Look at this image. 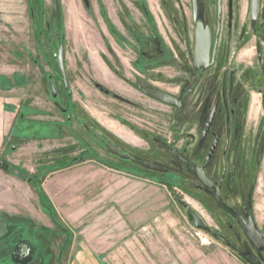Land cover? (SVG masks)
Here are the masks:
<instances>
[{
  "label": "rangeland",
  "instance_id": "rangeland-1",
  "mask_svg": "<svg viewBox=\"0 0 264 264\" xmlns=\"http://www.w3.org/2000/svg\"><path fill=\"white\" fill-rule=\"evenodd\" d=\"M197 7L199 18L202 14L205 24L214 25L215 0H198ZM130 16L139 36L155 35L169 56L156 65L155 86L167 88L164 78L174 76L170 87L178 96L179 82L189 87L195 80L190 74V0H0V215L12 227L0 241L7 250L0 264H17L9 254L15 235L40 247L32 264H74L91 253L109 264H163L172 244L185 239L204 245L212 241L231 253L251 252L240 233L228 230L230 216L184 163L189 160L211 173L219 153L206 163L208 141L193 145L178 138L169 144L174 110L148 104L106 68L103 57L116 61L120 56L131 76L133 55L117 44L120 31L129 37L125 27ZM60 46L66 86L57 61ZM201 80L186 99L178 128L197 134L215 101V132L231 118L237 135H249L253 147L260 145L264 0H259L255 21L250 0H222L219 52ZM103 83L117 98L104 96ZM113 115L154 140H141L131 131L135 127ZM107 144L131 160L112 155ZM172 144L176 148L171 150ZM258 148L252 168L257 178L250 190H241L248 201L240 211L250 210L264 233V156L256 163ZM138 160L162 165L167 172L150 171ZM232 193L227 181L224 194ZM189 209L235 247L196 228L186 215Z\"/></svg>",
  "mask_w": 264,
  "mask_h": 264
},
{
  "label": "flooded vegetation",
  "instance_id": "flooded-vegetation-1",
  "mask_svg": "<svg viewBox=\"0 0 264 264\" xmlns=\"http://www.w3.org/2000/svg\"><path fill=\"white\" fill-rule=\"evenodd\" d=\"M198 0H196L197 3ZM191 4V0H190ZM141 11L143 15L147 18L148 11L145 9L144 6H141ZM251 16V15H250ZM202 14L200 15L199 18V11L197 7V14H196V19L195 21L193 20V15H192V6H191V20L193 22V43H192V54L190 58V74L192 77L195 78L194 82L187 87L186 84H182L179 82V87L177 88L179 91V95L176 96L172 94L171 92V87L175 80L173 79L174 76H169V79L164 78V83L167 85V88H161V87H156V65L164 60V58H168L169 56L166 55V50L164 48V45L161 41L155 37V35H148L144 37L139 36V30L137 26V22L134 20L133 16L128 17L129 24L128 28L125 27L124 23L122 22L121 25L125 27L129 37H126L123 32H119L118 38H117V44L119 45L120 49L123 50L125 46L130 50L132 53V59L130 60L131 67H132V73L131 76H128L125 73V69L123 67V61L120 58V56H116V61L113 59H109L107 57H103V62L106 66V68L114 74L117 78L121 79L123 83H126V85L133 89L135 93L138 96H143L148 102V104L151 105V103H159L163 106L168 107L170 110H174L173 115H174V130H170V135H169V144L171 142H174L175 140L177 141L178 138H180L182 141H194L195 144L193 145H198L199 143H203L205 141H208V147L205 153L204 161L206 163L211 162L216 154L219 153V157L217 159V163L211 173H209L204 166L200 165H195L189 160H183L185 165H188L189 167L192 168V171L194 175L197 178L196 175V169L200 168L202 169L207 177L213 182L214 186L212 188H207L204 186L199 180L198 182L208 190H210L211 197L215 203V205L225 212L228 216H230L231 220L233 223H228L227 228L229 231H232V229H235L236 232L240 233L241 237L244 239V246L251 252H246L241 249H238V252H235L237 256L240 258L241 256H253L255 257L259 262L264 264V252L262 251L260 255L257 254L255 248L253 245L250 243V241L247 239L243 226H248L249 221L248 219L250 218L253 223L255 224L256 228L258 229L259 233L263 236L264 238V233L261 231L260 227L257 224L255 216L252 214L250 210H247L245 214H242L240 211V208L244 206V203L246 202L245 199L248 201V197H242L241 195V190H246V187L248 186L249 190L252 188L254 185V182L256 181L257 174L253 168V164L255 162L254 160V153L256 152V148L259 146L258 150V155L256 156L258 158V162H262V158L264 156V140L262 139V134L260 135V139L258 142H260V145H253V141L251 140V136H247L245 134H240L237 135L238 131H235V126L234 123H231V118H227L222 120V123L224 125V121L226 122V128H222V123L218 125V132H215L214 126L216 122V115H217V103L213 101L209 113L206 117V120L201 123V128L200 131L197 134H192V133H183L178 127L182 125L181 121V112L185 108V102L186 99L189 95H193V93L196 92V90L199 88V85L201 83V78L202 75L212 69L215 65L216 58L219 52V36H220V30H221V18H222V0H221V14H220V20H219V27L217 24V7H216V0H215V21L214 25L210 26L205 24L202 20ZM252 20V19H251ZM195 22H201L203 27H207L209 30V35H210V40H209V48H208V54H209V60L206 62L207 65H209L208 68L200 67L199 69H195L193 66V55H194V46H195V38H194V29H195ZM205 63H201L200 65H204ZM61 77V75H60ZM163 78V77H162ZM179 81V80H178ZM61 83L62 82V77H61ZM64 86V85H63ZM100 90L106 97H116L114 90H112L108 85L106 84H100L99 85ZM147 90H155L159 91L161 93H164L166 95H169L174 99V103L169 104V103H164L162 101L157 100L153 96L147 94ZM261 94V104L263 108V114H264V88L260 91ZM71 96V93H70ZM217 97V95H216ZM215 97V99H216ZM117 98V97H116ZM214 99V100H215ZM56 107L59 109L60 112H65L64 108L59 104L55 103ZM214 110L213 118L211 120V123L204 133L205 130V124L208 122L209 117L211 112ZM113 118H115L117 121H126L125 119L121 118L118 115H113ZM68 119H71L69 116ZM264 122V120H262ZM127 122V121H126ZM129 123V122H127ZM245 123V121H244ZM130 126L135 127L131 129V131L136 135L137 137H140L141 140H144L145 142L153 141L154 136L150 133H146L147 131L136 127L132 123H129ZM231 127V129H230ZM215 143V148L213 150V153L211 154L210 158L208 157L209 151L211 149V146ZM108 145L112 144H107L106 145V150L111 153V151L108 149ZM114 146V145H112ZM149 148L151 149L152 147L150 144H148ZM116 147L122 154H124L118 146ZM154 148V147H153ZM176 148L174 144L171 145L170 149ZM139 151V149H137ZM175 150V149H174ZM148 153L153 152L152 150H148ZM112 155L119 157L113 153ZM121 158V157H119ZM123 159V158H121ZM123 160H131V159H123ZM140 165L145 167L144 163H153L156 164L152 161H143V160H138ZM159 165V164H157ZM162 166V165H160ZM164 167V166H162ZM148 169L147 167H145ZM165 168V167H164ZM255 168V167H254ZM150 170V169H148ZM153 171V170H150ZM153 172H159V171H153ZM167 172V169L165 168V171L159 172L165 174ZM264 173V171H263ZM217 177L215 179L214 177ZM261 180L264 179V174L263 176H260ZM228 181L231 189H232V194L226 197L224 194V188L225 184ZM263 185V184H262ZM264 186V185H263ZM216 187H218V192L219 196L221 199V202L225 204L227 207L231 208L237 216L240 218L239 220L233 216L231 213L227 212L223 208H221L217 203L215 198L213 197V194L216 192ZM240 194V195H239ZM187 215V214H186ZM215 232V231H214ZM216 233V232H215ZM219 234V233H217ZM225 238L224 235L219 234ZM10 236V235H9ZM8 236V237H9ZM20 235H15L12 238V245L9 249V254L12 255L15 246L17 243L21 240L26 241V239H15L16 237H19ZM213 236V235H212ZM215 237V236H214ZM219 242L224 244L225 246H228L225 244L222 240L219 238L215 237ZM6 239V238H5ZM228 240V239H227ZM2 241V240H1ZM230 241V240H229ZM231 242V241H230ZM232 243V242H231ZM233 244V243H232ZM229 248L235 247L233 244V247L228 246ZM36 254V253H35ZM38 255H41L40 253H37L35 257ZM42 258V257H41ZM246 264L247 263L245 260L243 261ZM42 264V262H40Z\"/></svg>",
  "mask_w": 264,
  "mask_h": 264
},
{
  "label": "water",
  "instance_id": "water-1",
  "mask_svg": "<svg viewBox=\"0 0 264 264\" xmlns=\"http://www.w3.org/2000/svg\"><path fill=\"white\" fill-rule=\"evenodd\" d=\"M191 6H192L193 20L195 21L196 14H197L196 0H191ZM216 7H217V24L219 27V20H220V14H221V0H216ZM258 10H259V0H250V15L253 21L257 19ZM194 38H195V46H194V55H193V66L195 69H199L200 67L208 68L209 65H207L206 62L209 60L208 48H209L210 35H209L208 28L207 27L204 28L201 22H195ZM57 61L59 64L63 83L66 86V78H65V71H64V65H63V49L61 46L59 47ZM201 63H205V64L200 65ZM146 92L147 94L153 96L157 100L162 101L164 103H169V104L174 103V99L172 97L164 93H161L159 91L147 90ZM52 93L54 94L53 86H52ZM213 114H214V110L211 112L209 120L205 124L204 133L206 132V130L208 129L211 123ZM214 148H215V143H213V145L211 146V149L209 151L207 158H210L211 154L213 153ZM108 149L111 151V153L123 159H131V156L122 154L116 147L112 145H108ZM144 165L145 167L153 171H159V172L165 171L164 167L157 165V164L145 162ZM196 175H197L198 180L207 188H212L214 186L213 182L207 177V175L202 169L200 168L196 169ZM213 197L215 198L216 203L221 208L231 213L238 220L240 219L231 208L227 207L225 204L221 202L219 192H218V187H216V192L213 194ZM186 214H187L188 219L192 222V224L196 228L207 231L211 235L222 240L228 246L233 247V244L229 240L215 233L207 225V223L204 221V219L198 212H196L195 210L189 209L187 210ZM248 221H249V225L243 226L245 235L247 239L250 241V243L253 245V247L255 248L257 254L260 255L262 251L264 252V238L259 233L253 221L250 218L248 219ZM11 232H12V227L0 215V241L7 238L11 234ZM13 258L16 263H19V264L27 263L31 259L30 244L26 243L23 240L19 241L14 248ZM243 258L249 264H262L253 256H243Z\"/></svg>",
  "mask_w": 264,
  "mask_h": 264
},
{
  "label": "crops",
  "instance_id": "crops-1",
  "mask_svg": "<svg viewBox=\"0 0 264 264\" xmlns=\"http://www.w3.org/2000/svg\"><path fill=\"white\" fill-rule=\"evenodd\" d=\"M25 242L29 243L31 247V259L25 264H32L36 259L35 256L37 254L34 250L35 248L40 249V247L37 245L33 246L34 244L27 240ZM0 250L3 249L0 247ZM6 251H0V261L3 258V255L7 253ZM39 253H41L40 250ZM10 256L14 261L13 254ZM96 258H98L99 262L92 261ZM164 260L163 264H245L236 253H231L228 249L223 248L219 244H215L212 241L207 242L206 245H204V243L197 244L189 239H185L182 244H172L169 255ZM86 261L89 262L88 264H109L107 261H103V259L93 253L89 256H83L81 260H78L74 264H85ZM119 264L124 263L121 262ZM137 264L158 263L155 261H142L137 262Z\"/></svg>",
  "mask_w": 264,
  "mask_h": 264
}]
</instances>
